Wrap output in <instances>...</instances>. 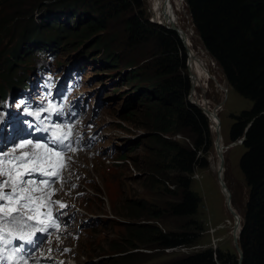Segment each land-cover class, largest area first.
<instances>
[{"label":"rangeland","instance_id":"obj_1","mask_svg":"<svg viewBox=\"0 0 264 264\" xmlns=\"http://www.w3.org/2000/svg\"><path fill=\"white\" fill-rule=\"evenodd\" d=\"M69 1L78 0H0V123L11 102L25 105L17 101V94L7 99L8 88L21 93L22 88L34 85L38 69L63 74L66 61L74 55L81 67L80 91L88 102L82 117L69 126L81 139L75 152L65 153L71 157V166L61 173L62 178H53L56 182L49 187L39 183L42 177L36 173L25 177L46 192L54 190L51 199L66 205L62 209L53 205L65 212L62 223L38 242L36 258L28 264H163L206 246L238 252L233 237L235 218L226 204L216 167L222 161V179L239 225L247 198L238 165L244 146L237 143L219 154L216 129L210 127V147L198 150L207 163L195 165L190 173V188L200 196L197 210L187 216L171 213L168 203L178 198L172 179L178 171L168 164V157L153 149L155 143L142 126L151 83L141 63L144 56L154 53L153 41L131 44L119 16L100 14L91 0H80L79 15H85L82 23L77 22L74 16L69 18L65 6ZM140 1L132 12L142 10L150 20L179 28L188 62L194 56L187 67L195 92L191 98L215 112L223 143L233 142L228 136L232 114L249 108L252 100L229 84L202 45L186 0ZM158 5L161 8L156 12ZM99 15L106 29L97 28L103 21H95ZM93 21L95 25L84 30ZM35 93L30 98L40 100ZM187 97L190 99L189 93ZM165 136L190 144L183 133ZM20 141L4 144L0 152H10ZM158 229H189L196 239L164 247L154 238Z\"/></svg>","mask_w":264,"mask_h":264},{"label":"trees","instance_id":"obj_2","mask_svg":"<svg viewBox=\"0 0 264 264\" xmlns=\"http://www.w3.org/2000/svg\"><path fill=\"white\" fill-rule=\"evenodd\" d=\"M91 1L100 14L119 16L131 44L153 41L154 53L144 56L141 63L151 83L147 119L142 126L155 143L153 149L168 157V164L178 171L172 179L178 188V198L168 203V209L179 216L193 214L200 196L190 188V173L195 165H206L207 160L198 150H208L212 135L208 116L187 97L191 82L185 46L174 28L150 20L142 10L132 12L140 6V0ZM79 2L69 1L65 6L69 7V18L74 16L82 23L85 12L79 15L82 6ZM186 3L204 48L218 62L229 84L252 100L249 108L232 114L228 130L231 140L244 134L240 142L244 150L238 165L247 185V198L239 224L241 259L239 252L206 246L163 264H264V0H186ZM99 17L95 21L104 19ZM95 21L86 24L84 30L95 25ZM97 26L100 30L107 28L104 20ZM172 132L185 134L190 144L165 136ZM154 238L161 246L175 247L194 241L196 233L189 229H158Z\"/></svg>","mask_w":264,"mask_h":264},{"label":"snow or ice","instance_id":"obj_3","mask_svg":"<svg viewBox=\"0 0 264 264\" xmlns=\"http://www.w3.org/2000/svg\"><path fill=\"white\" fill-rule=\"evenodd\" d=\"M43 101H48V97L45 96ZM44 111L63 115L51 101H48ZM33 114L39 118L38 111ZM37 130L50 132L47 142L25 139L15 144L10 152H0V264H28L31 252L25 245L35 248L38 233L58 229L53 205L59 204L61 209L66 207L51 199L54 190L46 192L36 187V181L25 177L39 173L44 177L62 178L61 173L71 166V157L65 153L75 152L72 144L81 138L73 137L70 128L65 131L58 123L52 127H38ZM21 149L27 150L19 151ZM55 182L39 181L49 187ZM15 241L21 243L17 245ZM33 264L36 262L33 261Z\"/></svg>","mask_w":264,"mask_h":264},{"label":"water","instance_id":"obj_4","mask_svg":"<svg viewBox=\"0 0 264 264\" xmlns=\"http://www.w3.org/2000/svg\"><path fill=\"white\" fill-rule=\"evenodd\" d=\"M167 26H168V25H167ZM168 27L174 28L176 31L179 32V28L176 27L175 25H171V26H168ZM193 88H194V87H193V83H192V84H191V87H190V92H189V94H190V100L193 101V102H195L196 104H198V105L202 108V110L205 112V114H206V115L208 116V118H209V121H210V127H211V126H212V120H213V118L211 117L210 113H212L213 111L210 110L207 106H204V105H202V104H199L196 100H194V99L191 98V96H192V94H193ZM248 124H249V123H248ZM248 124H247V126H248ZM247 126L245 127V130H246ZM147 133H148V132H147ZM220 133H221V132H220V128L217 127V128H216V141L218 140V135H219V137H220ZM243 138H244V134H243L242 136H240L238 139L233 140V141H235V142H241V141L243 140ZM220 165L222 166V161H221ZM218 177H219V179H220V182H221V185H222L223 191H224V193H225L226 204H227V206L229 207V209L231 210V212L234 213V214H236V213H237V210L234 208V206H232V203H231V201H230V199H229L228 188H227V186H226V184H225V181L222 179V171H220V170L218 171ZM235 226H236V225H235ZM234 230H236V227H235ZM233 237H234L235 247H236L237 251L239 252V259H241V247H240V245H239V243H238V237H239V225H238V230H237V231H234V235H233Z\"/></svg>","mask_w":264,"mask_h":264},{"label":"bare ground","instance_id":"obj_5","mask_svg":"<svg viewBox=\"0 0 264 264\" xmlns=\"http://www.w3.org/2000/svg\"><path fill=\"white\" fill-rule=\"evenodd\" d=\"M193 58H194V56L192 55L191 57H190V59H189V66H190V64H191V62H192V60H193ZM195 94V92H194V88H193V94H192V97H193V95ZM194 100H196L195 99V97H194ZM210 115H211V117L213 118V120H212V128L214 129H216L217 127H219V122H218V118L216 117V115H215V112H212V113H210ZM237 143H240V142H235V141H233V142H229V144L228 145H226V144H224L223 143V140H222V137H221V133H220V137H219V135H218V140H217V144H218V146H219V154H221L222 152H224V150H226V149H228V147H230V146H232V145H235V144H237ZM218 168V167H217ZM220 169V168H219ZM63 214H65V212L63 213ZM233 216H234V218H235V220H234V226H233V235H234V231H237L238 230V215H237V213L236 214H234L233 213ZM236 225V226H235ZM235 227H236V230H234L235 229Z\"/></svg>","mask_w":264,"mask_h":264},{"label":"flooded vegetation","instance_id":"obj_6","mask_svg":"<svg viewBox=\"0 0 264 264\" xmlns=\"http://www.w3.org/2000/svg\"><path fill=\"white\" fill-rule=\"evenodd\" d=\"M156 2L159 4V0H156ZM161 8L160 5L156 6L155 7V11L158 12L159 9ZM169 10V9H168ZM171 13H172V9L170 8L169 10ZM153 21V20H152ZM218 149H217V152H219V146L217 145ZM218 167V168H217ZM216 169L219 171H222L223 170V166L220 165V163L217 165ZM220 168V169H219ZM225 181V180H224ZM225 184H226V181H225ZM227 186V185H226ZM224 198H225V195H224ZM226 201V200H225Z\"/></svg>","mask_w":264,"mask_h":264},{"label":"clouds","instance_id":"obj_7","mask_svg":"<svg viewBox=\"0 0 264 264\" xmlns=\"http://www.w3.org/2000/svg\"><path fill=\"white\" fill-rule=\"evenodd\" d=\"M82 84H80L79 86H77L75 89H81Z\"/></svg>","mask_w":264,"mask_h":264},{"label":"built area","instance_id":"obj_8","mask_svg":"<svg viewBox=\"0 0 264 264\" xmlns=\"http://www.w3.org/2000/svg\"><path fill=\"white\" fill-rule=\"evenodd\" d=\"M166 25V24H165ZM187 60H188V55H187ZM188 65H189V62H188ZM210 122V121H209ZM210 124V123H209ZM219 128H220V124H219Z\"/></svg>","mask_w":264,"mask_h":264}]
</instances>
